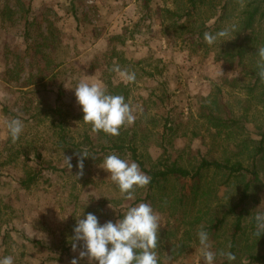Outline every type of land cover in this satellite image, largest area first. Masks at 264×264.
Wrapping results in <instances>:
<instances>
[{
	"label": "rangeland",
	"instance_id": "1",
	"mask_svg": "<svg viewBox=\"0 0 264 264\" xmlns=\"http://www.w3.org/2000/svg\"><path fill=\"white\" fill-rule=\"evenodd\" d=\"M163 7L176 8L172 0H0V258L12 256L14 264H70L77 258L78 264H89L87 257L79 259L82 241L76 251L71 248L58 260L63 247H72L77 220L92 213L101 225L115 223L139 204L134 203L136 194L145 198V188H136L134 199L126 200L101 168L111 154L133 161L129 151L120 155L101 150L106 142L83 121L75 96L81 80L99 81L105 87L111 80L130 89L129 101L142 111L120 130L137 136L138 155L147 161L162 156L164 117L187 128L189 138L177 139L176 150L187 148L195 155L226 149L227 143H213L199 122V101L218 96L234 116H243L248 103L242 69L237 63L219 61L216 48L207 55L196 52L198 47L190 40L166 38L159 11ZM207 18L203 12L197 25ZM50 26L55 40L44 48L42 35ZM117 36L124 37V46ZM50 51L55 61L46 66L43 56ZM114 52L126 63L113 57ZM117 65L135 72V82L124 83L113 71ZM235 79L240 82L236 88ZM60 91L64 96L58 101ZM58 102L61 115L48 112ZM250 108L248 128L254 135L255 125L264 124V107L255 103ZM13 118L24 124L14 143L6 127ZM85 135L92 146L84 141ZM84 152L89 157L84 158L83 176L77 177L78 153ZM64 155L72 157L71 169ZM28 174L38 178L24 189L20 181ZM153 210L160 216L159 230L165 229L166 216ZM184 264H204L201 246ZM214 264L221 261L215 259Z\"/></svg>",
	"mask_w": 264,
	"mask_h": 264
},
{
	"label": "trees",
	"instance_id": "2",
	"mask_svg": "<svg viewBox=\"0 0 264 264\" xmlns=\"http://www.w3.org/2000/svg\"><path fill=\"white\" fill-rule=\"evenodd\" d=\"M172 1L175 9H159L166 38L171 41L190 40L198 47L196 52L203 51L207 55L216 48L219 61L237 63L242 69L241 77L245 82L241 84L248 103L243 116H234L218 96L199 101V122L213 143L225 142L226 149L220 154L208 150L198 151L195 155L187 152V148L176 150L175 141L189 136L185 132L187 128L169 117L163 120V153L155 162L138 155L135 145L137 136L128 130H120L118 136L103 131L94 133L106 142V147H101L102 151H116L120 155L129 151L130 159L151 177L145 187V198L136 194L134 203L147 202L166 216V227L159 230L156 248L159 264H184L191 252L200 247V230L208 232L210 243L217 253L216 259L221 264H264V234H256L255 220L258 213L264 214V124L255 125L254 135L248 128L250 106L256 103L264 107V81L259 77L257 67L260 60L257 49L264 47V0ZM203 12L208 18L198 26V17ZM211 22L212 25H209ZM52 29L50 26L49 33L42 35L44 48L55 40ZM222 29L229 30L228 37L211 45L205 42V32L215 34ZM116 39L123 46L126 44L123 36ZM115 56L123 64L126 63L127 60L120 58L118 52L113 53ZM43 57L46 66L55 61L52 51ZM234 82L232 85L236 88L240 82L237 79ZM106 88L109 94L123 95L129 102L131 91L123 83L114 84L108 80ZM63 96L64 92L60 91L57 100L60 101ZM61 109L58 102L48 112L61 115ZM60 130L63 134L62 125ZM61 134L63 142L65 137ZM202 139L207 146L206 138ZM84 141L93 145L89 135H85ZM37 178L28 174L20 185L30 189ZM28 241L36 247L44 246L40 241ZM71 248L70 245L63 247L58 260ZM220 251L232 252L236 260L229 262L218 254Z\"/></svg>",
	"mask_w": 264,
	"mask_h": 264
},
{
	"label": "clouds",
	"instance_id": "3",
	"mask_svg": "<svg viewBox=\"0 0 264 264\" xmlns=\"http://www.w3.org/2000/svg\"><path fill=\"white\" fill-rule=\"evenodd\" d=\"M228 36L229 30L222 29L215 34L205 32L204 40L211 45ZM257 53L260 58L257 64L258 75L264 81V47L258 48ZM113 71L126 84L136 80L135 72L121 69L118 65ZM74 90L77 102L82 106L83 121L92 125L93 132L103 131L118 136L120 128L133 124L137 119L136 112L142 111L138 105L126 102L123 95L109 94L99 81L89 83L81 80ZM6 127L14 143L23 132L24 124L22 120L13 118L6 122ZM78 154L79 171L76 176L81 177L84 174V158L89 156L87 152ZM71 159V156L64 155L69 169L72 168ZM101 168L111 175V180L126 200L134 199L135 189L145 188L151 181V177L145 174L136 162H129L115 154L106 156ZM255 220L258 229L256 234L260 236L264 234V214L258 213ZM160 227V216L148 203L129 207L124 217L115 223L108 221L101 225L95 214L88 213L85 218L77 220L73 230L75 235L72 249L76 251L77 243L82 241L84 250L79 252V259L87 257L89 264L92 261H97L98 264H159L156 248ZM198 239L204 264H214L217 253L211 250L208 232L200 230ZM218 254L226 257L229 262L236 260L232 252L220 251ZM0 264H14L13 257L0 258ZM70 264H78V259L73 258Z\"/></svg>",
	"mask_w": 264,
	"mask_h": 264
}]
</instances>
